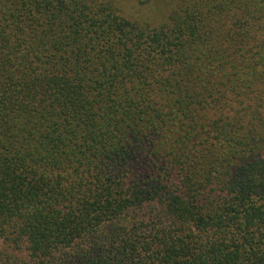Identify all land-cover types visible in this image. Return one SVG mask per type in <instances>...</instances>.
<instances>
[{
  "label": "trees",
  "instance_id": "obj_1",
  "mask_svg": "<svg viewBox=\"0 0 264 264\" xmlns=\"http://www.w3.org/2000/svg\"><path fill=\"white\" fill-rule=\"evenodd\" d=\"M0 264H264V0H0Z\"/></svg>",
  "mask_w": 264,
  "mask_h": 264
},
{
  "label": "rangeland",
  "instance_id": "obj_2",
  "mask_svg": "<svg viewBox=\"0 0 264 264\" xmlns=\"http://www.w3.org/2000/svg\"><path fill=\"white\" fill-rule=\"evenodd\" d=\"M1 244H2V242H1V240H0V247H1Z\"/></svg>",
  "mask_w": 264,
  "mask_h": 264
}]
</instances>
